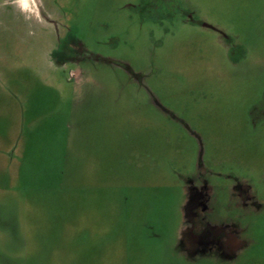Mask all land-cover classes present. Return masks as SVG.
<instances>
[{"label": "rangeland", "instance_id": "374dc122", "mask_svg": "<svg viewBox=\"0 0 264 264\" xmlns=\"http://www.w3.org/2000/svg\"><path fill=\"white\" fill-rule=\"evenodd\" d=\"M0 264H264V0H0Z\"/></svg>", "mask_w": 264, "mask_h": 264}, {"label": "crops", "instance_id": "0c3cea01", "mask_svg": "<svg viewBox=\"0 0 264 264\" xmlns=\"http://www.w3.org/2000/svg\"><path fill=\"white\" fill-rule=\"evenodd\" d=\"M241 243V242H240ZM225 251V250H224ZM223 250H222V252H221V258H223L224 260H227V259H234V257L238 254V251H237V249H236V251L235 252H233V253H230L231 251H228L229 253H226L227 251H225L224 252Z\"/></svg>", "mask_w": 264, "mask_h": 264}, {"label": "flooded vegetation", "instance_id": "af4514ba", "mask_svg": "<svg viewBox=\"0 0 264 264\" xmlns=\"http://www.w3.org/2000/svg\"><path fill=\"white\" fill-rule=\"evenodd\" d=\"M201 234H202V223H201V232H200ZM221 236L222 237H224V232H223V234H221ZM210 251V250H209ZM202 254V253H201Z\"/></svg>", "mask_w": 264, "mask_h": 264}]
</instances>
